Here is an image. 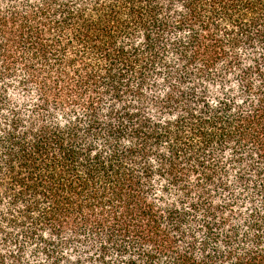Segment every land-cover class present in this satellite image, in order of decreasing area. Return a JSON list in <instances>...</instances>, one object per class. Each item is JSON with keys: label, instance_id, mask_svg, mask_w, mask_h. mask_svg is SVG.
I'll return each mask as SVG.
<instances>
[{"label": "trees", "instance_id": "obj_1", "mask_svg": "<svg viewBox=\"0 0 264 264\" xmlns=\"http://www.w3.org/2000/svg\"><path fill=\"white\" fill-rule=\"evenodd\" d=\"M0 264H264V0H0Z\"/></svg>", "mask_w": 264, "mask_h": 264}]
</instances>
